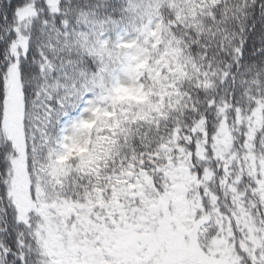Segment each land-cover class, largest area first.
<instances>
[{
  "label": "snow or ice",
  "instance_id": "snow-or-ice-1",
  "mask_svg": "<svg viewBox=\"0 0 264 264\" xmlns=\"http://www.w3.org/2000/svg\"><path fill=\"white\" fill-rule=\"evenodd\" d=\"M0 264H264V0H0Z\"/></svg>",
  "mask_w": 264,
  "mask_h": 264
}]
</instances>
